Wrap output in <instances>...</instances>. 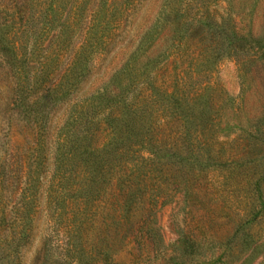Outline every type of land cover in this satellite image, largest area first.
Wrapping results in <instances>:
<instances>
[{
	"label": "rangeland",
	"instance_id": "374dc122",
	"mask_svg": "<svg viewBox=\"0 0 264 264\" xmlns=\"http://www.w3.org/2000/svg\"><path fill=\"white\" fill-rule=\"evenodd\" d=\"M193 13L214 19V30L194 22L197 31L190 38L185 21ZM231 26L238 35L229 36ZM152 41L154 48L177 46L180 56L160 71L164 78L171 75L168 85L180 105L164 111L169 93H156L152 102L137 97L138 114L116 125L119 145L131 148L140 136L155 143L161 133L178 130V144L193 155L184 153L179 162H140L125 153L124 160L136 162L127 210H101L118 200L108 189L103 193L110 166L87 158V165L97 164L96 177L85 188L93 203L72 210L70 200L56 210L50 144L57 128H68L74 107L36 92L49 80V70L61 68L57 53L66 56L81 44L103 49L91 60L84 90H111L128 83L117 71ZM2 48L0 264H55L67 221L80 220L86 233L70 240L80 250V263L102 264L101 211L109 213V240L115 227L127 239L122 249L108 251L111 264H264V0H0ZM23 68L45 73L26 88L15 84ZM166 113L170 122L162 129L156 118ZM107 138L101 131L96 144ZM169 141L163 136L157 145ZM15 228L29 231L21 238L24 246L16 248V236L5 248L2 232L13 238Z\"/></svg>",
	"mask_w": 264,
	"mask_h": 264
},
{
	"label": "trees",
	"instance_id": "16d2710c",
	"mask_svg": "<svg viewBox=\"0 0 264 264\" xmlns=\"http://www.w3.org/2000/svg\"><path fill=\"white\" fill-rule=\"evenodd\" d=\"M177 14L180 15L179 9H177ZM196 14L193 13L185 21L188 29H190V38L193 35V31H197V27L193 25L194 22L202 24L201 28L206 27L210 31L214 30L213 25L216 24L214 19L209 20L208 16L202 19ZM231 23L233 26H236L232 18ZM233 26L229 28L231 30L229 36L238 35ZM156 43L157 41H152L147 48H143L140 52L139 48L135 50L137 56L132 58L133 62L127 59L116 73L117 75L124 74L125 78L128 76V83L121 81L119 86H115L111 90L103 86H98L99 88L95 90L91 88L84 90L90 66L92 65L91 60H93L94 56H101L103 49L96 51L92 48H84L81 44L80 48H71L66 56H64V52L57 53V60L61 63V68L59 70H49L47 72L49 80L40 86L36 92L40 91L43 93L40 97L43 100L48 97H51L55 103H64L68 100L74 107L72 118L65 125L68 128H62L60 131L57 128L54 135L52 134L53 138L50 144L49 171L53 184L52 201L55 204L56 210H64L73 203L75 209L72 210H83L93 203V201L89 202L90 197H87L85 188L96 177L97 164L96 168L91 167L90 164L87 165V158L96 159V162L99 160L103 166L105 164L110 166L109 180H107V186H105L106 188L103 190V193L108 189L112 195L118 197V200L115 204H112L115 209L107 204L101 210H127L125 203L130 197L131 189L134 187L131 176L136 162L134 160H124L122 156L125 153L130 151L136 157L135 159H138L140 162H154L158 158L179 162L184 153H188V156L193 155L191 149L186 148L184 152V149L178 144L180 142L178 130L177 132L160 134L159 138L162 142L163 136H167L170 140L169 143L164 142L165 145L161 148L157 145L160 142L159 138H156V142L154 143L143 136H140L141 139L137 138L135 146L131 148H122L119 145L121 140L116 125L117 123L122 124L124 122L127 124L128 120L138 114L140 102L137 101V97L143 99V102L146 100L152 102V98L156 93L161 92L163 95L169 93V100L164 102V111H172L180 105L178 98L172 97L173 92L168 85L171 75L167 72L168 67L172 63H175L180 56L174 51L177 46L154 48ZM174 44L179 45L176 43V40H174ZM156 51L159 52L156 59L150 60ZM204 57L209 58V55H205ZM10 64L12 63L10 62ZM163 65L167 67V69L164 67V70L167 72L166 78L163 76L165 74L160 71ZM43 73L45 71L41 68H34L32 72L23 68L18 74L15 84H18V86L20 84L24 87V84H27L26 88H29L32 83L39 82V76ZM156 122L163 129L169 124L170 118L167 117V113L164 116H158L157 114ZM103 130L107 133L108 138L103 144H96V138ZM194 140L187 142L189 146L193 145ZM151 143L155 144V149L148 147ZM133 147H136L134 148L135 150H132ZM160 151L165 153L160 156ZM109 155L110 157H108ZM79 160H81L82 165L80 168L78 166ZM159 177L161 176L157 178ZM156 186L161 187V183L158 181ZM101 193L102 191L99 196H101ZM134 199L135 197L132 198V201ZM70 200V204L67 203ZM135 203L134 200V206L132 204L130 209L135 210L137 207ZM108 218L109 213L101 211L100 220L98 221L101 227L99 234L103 249L105 250L99 252L100 263L102 262V264H111V257L108 251L112 247H115L117 250L122 249L124 243L127 241V239H124L126 236L122 234V230L116 227L109 240L110 224ZM70 222L71 224L67 221L65 225L64 237L57 241L59 251L54 260L55 264H81L80 250L76 246L77 244L70 240L74 236V233L78 234V238L83 237L86 233L87 224L84 221L82 222V220L74 224H72V221ZM27 232L29 231L26 229L15 228L12 232L14 234L13 238L7 233L2 232L5 248H10L16 238L19 237V241L16 242V248L22 249L24 243L21 242V238L26 236L25 233ZM2 259L4 258H0V260Z\"/></svg>",
	"mask_w": 264,
	"mask_h": 264
}]
</instances>
